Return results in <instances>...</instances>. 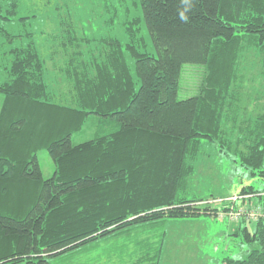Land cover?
<instances>
[{
	"label": "trees",
	"instance_id": "obj_1",
	"mask_svg": "<svg viewBox=\"0 0 264 264\" xmlns=\"http://www.w3.org/2000/svg\"><path fill=\"white\" fill-rule=\"evenodd\" d=\"M5 1V0H0ZM157 56L127 43L140 86L113 37L95 40L68 29L57 45L67 52L65 83L50 89L45 59L33 42L13 46L0 93V264H51L50 258L94 251L107 239L139 232L166 218L212 213L201 200H186L189 178L203 139L239 156L253 176L264 178V112L240 127L243 75L240 60L251 49L264 65V0H140ZM6 20L17 13L18 0ZM133 36V27H128ZM8 43L21 37L0 24ZM99 42L96 57L83 44ZM54 45V44H53ZM67 50V51H66ZM90 56L87 57L86 54ZM96 57V58H95ZM185 64L201 65L198 94L179 99ZM91 115L95 136L73 135ZM239 131H241L239 133ZM240 134L232 139L231 135ZM243 146V150L238 148ZM46 148L55 169L45 177L37 150ZM254 231L256 243L243 258L224 264H264V191ZM21 197V203L13 201ZM19 206V211L16 208ZM240 228V226H239ZM238 233V232H237ZM94 254V253H93ZM111 257L93 255L82 264Z\"/></svg>",
	"mask_w": 264,
	"mask_h": 264
},
{
	"label": "rangeland",
	"instance_id": "obj_2",
	"mask_svg": "<svg viewBox=\"0 0 264 264\" xmlns=\"http://www.w3.org/2000/svg\"><path fill=\"white\" fill-rule=\"evenodd\" d=\"M10 3L11 0L0 2V24L21 37L11 44L0 34L1 80L7 78L4 68L9 66L12 58L7 50L33 42L45 59L48 85L51 90L57 91L65 83L60 67L68 58V53L57 44L63 40L68 29L74 30L80 37L95 40L117 38L124 46L126 62L138 81L137 87L140 81L135 58L126 50V44H133L141 52L158 54L145 23L140 0H18L17 13L12 20H6L2 16L9 15L8 10L12 9ZM131 26L133 36L127 29ZM81 47L89 49L88 53L98 47L100 51L93 53L96 57L105 49V45L99 42ZM88 53L87 57L90 56ZM240 70L244 81L238 118L241 127L248 117L264 112V65L261 55L255 49L247 51L240 60ZM204 77L205 69L201 65L185 64L180 76L179 99L198 94ZM1 97L5 99L2 93ZM98 119V116L91 115L83 130L73 135V142L92 139ZM239 135L231 137L235 139ZM37 155L44 176H51L55 164L48 150L41 148L37 150ZM245 186L264 191V178L253 176L238 155L224 152L218 142L203 139L195 172L180 198L201 200L197 202L199 207L209 205L216 210L194 218H166L129 236L117 240L109 238L106 243L102 240L95 251L70 252L50 258V263L82 264L87 257L92 258L95 254L111 257L110 261L104 259L97 264H224L227 257L243 258L256 243L245 242L242 228L247 225L253 232L256 224L253 220L242 222L241 218L247 217H241L240 211L246 208L256 210L263 204L258 193L244 194L242 188Z\"/></svg>",
	"mask_w": 264,
	"mask_h": 264
},
{
	"label": "built area",
	"instance_id": "obj_3",
	"mask_svg": "<svg viewBox=\"0 0 264 264\" xmlns=\"http://www.w3.org/2000/svg\"><path fill=\"white\" fill-rule=\"evenodd\" d=\"M262 212L259 209L251 210V209H244L240 211L241 217L246 216L247 218H256L258 217ZM252 214V215H251ZM264 216V215H263Z\"/></svg>",
	"mask_w": 264,
	"mask_h": 264
},
{
	"label": "crops",
	"instance_id": "obj_4",
	"mask_svg": "<svg viewBox=\"0 0 264 264\" xmlns=\"http://www.w3.org/2000/svg\"><path fill=\"white\" fill-rule=\"evenodd\" d=\"M2 98V97H1ZM4 102H5V99L4 98H2V99H0V112H1V110H2V106L4 105ZM42 172H43V170H42ZM44 175V174H43ZM47 177H50V176H47ZM13 201L14 202H16L17 204H19V203H21V201H22V199H21V197H18V196H15L14 198H13ZM19 206L16 208V211H19ZM1 253V252H0Z\"/></svg>",
	"mask_w": 264,
	"mask_h": 264
}]
</instances>
